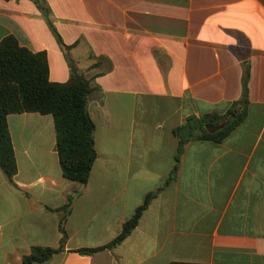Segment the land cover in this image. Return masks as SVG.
Segmentation results:
<instances>
[{
    "label": "crops",
    "instance_id": "0c3cea01",
    "mask_svg": "<svg viewBox=\"0 0 264 264\" xmlns=\"http://www.w3.org/2000/svg\"><path fill=\"white\" fill-rule=\"evenodd\" d=\"M44 2L49 17L0 0V43L46 53L53 82L73 69L91 81L97 159L88 184L69 180L53 116L8 117L18 172L0 168V264L59 247L63 221L65 249L46 264H264V0ZM237 102L227 137L179 154L189 117ZM149 195L135 229L99 249Z\"/></svg>",
    "mask_w": 264,
    "mask_h": 264
},
{
    "label": "trees",
    "instance_id": "16d2710c",
    "mask_svg": "<svg viewBox=\"0 0 264 264\" xmlns=\"http://www.w3.org/2000/svg\"><path fill=\"white\" fill-rule=\"evenodd\" d=\"M33 1L43 14L49 17L50 9L44 0ZM51 27L57 34L59 42L63 44L52 24ZM93 90L91 81L75 69L72 70L71 78L67 82L51 81L46 53L32 52L21 46L13 35L1 41L0 168L10 181L13 182L18 165L8 117L11 114L39 113L52 115L54 118L57 151L64 177L82 185L88 184L97 159L96 125L88 110V100ZM239 104L241 103H235L225 114L189 117L184 125L175 130L180 137L179 154L189 140L220 142L227 137L244 119V109L238 114L234 112V108ZM152 197L153 195L147 197L145 203L124 224L122 232L112 243L99 249L111 248L121 243L138 225ZM71 201L72 196L69 199V202ZM60 229L63 237L59 247L33 246L30 252L22 257V264H46L55 254L64 250L67 240L65 221L62 222Z\"/></svg>",
    "mask_w": 264,
    "mask_h": 264
}]
</instances>
